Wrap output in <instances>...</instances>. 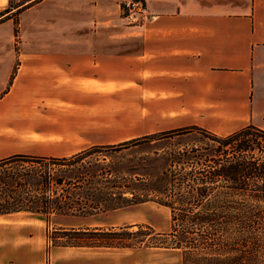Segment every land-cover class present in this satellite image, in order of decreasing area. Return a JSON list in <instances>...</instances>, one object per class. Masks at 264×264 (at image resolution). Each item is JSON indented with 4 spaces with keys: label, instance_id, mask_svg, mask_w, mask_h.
I'll use <instances>...</instances> for the list:
<instances>
[{
    "label": "crops",
    "instance_id": "1",
    "mask_svg": "<svg viewBox=\"0 0 264 264\" xmlns=\"http://www.w3.org/2000/svg\"><path fill=\"white\" fill-rule=\"evenodd\" d=\"M145 1L152 19L119 32L102 28L111 22L109 11L121 14L118 0H38L9 8L0 15L3 99L25 93L41 106L64 102L65 78L134 84L178 119L176 129L218 136L248 125L264 130V0ZM15 36L20 42L10 44Z\"/></svg>",
    "mask_w": 264,
    "mask_h": 264
},
{
    "label": "trees",
    "instance_id": "2",
    "mask_svg": "<svg viewBox=\"0 0 264 264\" xmlns=\"http://www.w3.org/2000/svg\"><path fill=\"white\" fill-rule=\"evenodd\" d=\"M190 131L205 137L203 147L137 153ZM146 202L169 209L168 233L140 225L137 232L132 225L59 227L46 239L79 248H135L147 239L179 251L181 264H264V130L248 125L218 136L190 127L70 156L0 158V218L27 214L49 226L55 217L87 218Z\"/></svg>",
    "mask_w": 264,
    "mask_h": 264
},
{
    "label": "rangeland",
    "instance_id": "3",
    "mask_svg": "<svg viewBox=\"0 0 264 264\" xmlns=\"http://www.w3.org/2000/svg\"><path fill=\"white\" fill-rule=\"evenodd\" d=\"M25 1L7 0V4L5 1L6 9L0 10V15ZM109 12L111 22L103 29L119 32L131 26L115 9ZM4 31L5 28H0L1 37L5 35ZM16 36L10 44L20 42ZM15 71L16 68L13 74ZM3 74L4 67L0 66V76ZM64 85L66 100L49 101L43 106L40 102L32 103L31 94L18 93L6 99H3V93L0 94V104L5 103L0 111V155L10 152L70 156L93 145H113L180 126L176 124L178 119L175 116H168L162 108L159 109V103L142 94L137 85L113 83L96 86L87 80L74 83L72 78H65ZM206 142L200 132H183L137 153L144 155L154 149L162 152L203 147ZM127 221L161 233H168L171 226L169 209L153 202L94 217H55L49 226L33 216L13 214L0 218V264H181L179 251L154 247L146 244L147 239L135 248L69 247L64 246L62 240L54 243L46 239L47 231L51 233L54 228H91L106 222ZM122 226L128 225L117 227ZM138 230L139 227L133 226L129 231Z\"/></svg>",
    "mask_w": 264,
    "mask_h": 264
},
{
    "label": "built area",
    "instance_id": "4",
    "mask_svg": "<svg viewBox=\"0 0 264 264\" xmlns=\"http://www.w3.org/2000/svg\"><path fill=\"white\" fill-rule=\"evenodd\" d=\"M118 4L128 25L134 26L152 19L145 0H118Z\"/></svg>",
    "mask_w": 264,
    "mask_h": 264
}]
</instances>
